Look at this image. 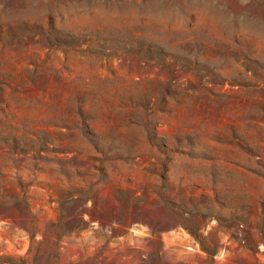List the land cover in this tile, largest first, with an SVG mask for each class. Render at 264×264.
<instances>
[{"label": "rangeland", "instance_id": "rangeland-1", "mask_svg": "<svg viewBox=\"0 0 264 264\" xmlns=\"http://www.w3.org/2000/svg\"><path fill=\"white\" fill-rule=\"evenodd\" d=\"M0 264H264V0H0Z\"/></svg>", "mask_w": 264, "mask_h": 264}, {"label": "trees", "instance_id": "trees-1", "mask_svg": "<svg viewBox=\"0 0 264 264\" xmlns=\"http://www.w3.org/2000/svg\"><path fill=\"white\" fill-rule=\"evenodd\" d=\"M47 30L39 24H35V25H31V26H23L20 27V29H18L15 32H12L10 30H8L7 34L8 36H12V37H16V38H22L24 35L30 34V33H46ZM48 33L50 34V32L48 31ZM60 44H64L63 40H59Z\"/></svg>", "mask_w": 264, "mask_h": 264}]
</instances>
